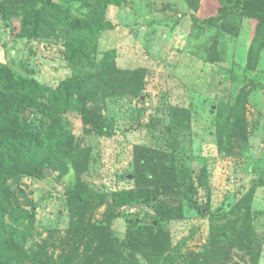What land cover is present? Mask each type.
<instances>
[{
  "label": "rangeland",
  "instance_id": "rangeland-1",
  "mask_svg": "<svg viewBox=\"0 0 264 264\" xmlns=\"http://www.w3.org/2000/svg\"><path fill=\"white\" fill-rule=\"evenodd\" d=\"M69 1L72 6L81 2ZM218 7L216 0H125L118 6L111 5L106 17L112 27L98 36L96 53L83 64L70 60L65 53L70 40L66 27L55 25L53 32L29 37L24 31L11 30L12 24L0 17V61L17 76L35 80L47 91L68 78L95 71L105 53L119 68L144 70V89L139 96L109 94L99 102V110L112 125L111 135L96 136L88 131V125L72 118V132L88 152L79 178L100 191L132 189L137 146L156 150L166 158L164 155L170 152L171 134L167 129L171 113L176 108L188 109V126L183 125L174 152L176 176L186 174L187 168L196 185V175L204 171L210 187V211L215 216L231 217L235 216L231 210L252 181L264 178V38L249 58L254 23L237 9L228 14L226 28L201 26L199 21L217 15ZM216 32L217 48L209 53ZM229 72H233L231 80L226 77ZM241 89L247 137L242 136V130L229 134L220 147L216 122ZM45 173L43 178L20 176L11 188L18 207L35 206L36 246L46 247L48 254L57 258L66 250V240L71 243L79 237L76 231L80 223L74 224L79 216H72L65 194L74 186L77 174L72 169L61 177H56L52 169ZM198 190V201H204L200 187ZM184 193L175 185L161 195L168 204H183V218L162 223L177 248L168 264H184L197 257L211 234L226 228L225 219H212L189 206ZM192 197L196 198L195 193ZM109 211L117 215L107 230L111 235L126 232L127 214H154L150 206L136 203L117 208L94 205L84 210L83 223L100 221ZM251 220L259 253L257 264H264V186L258 187L252 197ZM95 246L96 241L88 248L82 245L80 251L89 249L91 256ZM219 255L224 258L217 264H254L250 255L235 248ZM135 256L139 264H158L142 245Z\"/></svg>",
  "mask_w": 264,
  "mask_h": 264
},
{
  "label": "trees",
  "instance_id": "trees-1",
  "mask_svg": "<svg viewBox=\"0 0 264 264\" xmlns=\"http://www.w3.org/2000/svg\"><path fill=\"white\" fill-rule=\"evenodd\" d=\"M79 1V5L72 6L69 0H0V17L12 24L11 30L24 31L29 37L53 32L55 25L66 27L70 40L65 44V53L70 60L83 64L89 62L90 54L96 53L98 36L112 27L106 17L108 8L125 0ZM216 2L218 14L201 19L200 25L226 28L228 14L233 9L240 10L254 23L248 47L251 58L264 38V0ZM216 48L217 32L209 53ZM144 74V70L117 67L112 56L105 53L95 71L68 78L54 90L47 91L35 80L17 76L0 61V264H139L135 255L141 245L151 251L158 264H168L177 248L172 245L162 223L183 218V204H168L161 195L175 185L185 190L184 198L189 206L212 219H225L226 227L212 233L203 252L184 264H217L224 258L219 255L222 251L230 252L234 248L250 255L252 262L257 264L259 253L251 220V200L256 189L264 186V178L252 181L245 196L231 210L230 214L235 216H215L209 209L211 195L205 172L196 175V185L187 168L184 169L186 174L176 176L174 152L178 150L183 127L188 126V109L176 108L171 113V123H167L170 125L167 131L171 134L170 152L164 155L166 158L156 150L137 146L132 189L100 191L79 178L86 167L88 152L80 147L72 132V118L88 125V131L96 136L111 135L112 125L99 110V102L109 94L139 96L144 89ZM226 77L233 79V72ZM243 91L241 89L226 104L225 112L216 122L220 147L224 146L229 134H240L242 130V136L247 137L241 108ZM48 169H52L56 177L70 169L77 174L74 186L65 194L72 216H79L74 222L80 223L76 231L79 237L71 243L66 240V250L57 258L48 254L46 247L36 246L33 240L35 206L31 209L18 207L11 188L20 176L43 178ZM198 187L204 201L197 199ZM194 193L196 198L192 197ZM134 203L150 206L154 214H127L128 228L123 234L111 235L107 231L117 216L111 211L100 221L83 223V212L89 206L106 204L117 208ZM90 234L93 237L86 238ZM95 241L96 250L91 256L89 249L81 253L82 245L88 248Z\"/></svg>",
  "mask_w": 264,
  "mask_h": 264
}]
</instances>
